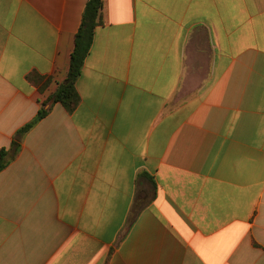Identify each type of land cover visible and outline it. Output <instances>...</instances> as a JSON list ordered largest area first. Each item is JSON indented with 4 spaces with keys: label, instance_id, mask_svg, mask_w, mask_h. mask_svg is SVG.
Listing matches in <instances>:
<instances>
[{
    "label": "crops",
    "instance_id": "obj_1",
    "mask_svg": "<svg viewBox=\"0 0 264 264\" xmlns=\"http://www.w3.org/2000/svg\"><path fill=\"white\" fill-rule=\"evenodd\" d=\"M0 0V264H264V0Z\"/></svg>",
    "mask_w": 264,
    "mask_h": 264
},
{
    "label": "trees",
    "instance_id": "obj_2",
    "mask_svg": "<svg viewBox=\"0 0 264 264\" xmlns=\"http://www.w3.org/2000/svg\"><path fill=\"white\" fill-rule=\"evenodd\" d=\"M104 0H89L83 14L82 24L75 38V48L71 56L68 75L55 94L50 98L54 103H61L67 111L72 113L80 103L77 91V81L81 75L85 60L93 45L95 31L101 22ZM43 104L37 117L20 129L12 143L11 149L0 148V172L6 169L19 154L24 136L49 113Z\"/></svg>",
    "mask_w": 264,
    "mask_h": 264
}]
</instances>
